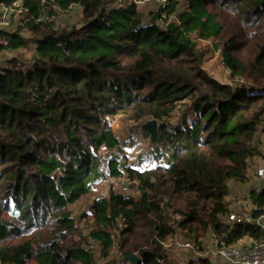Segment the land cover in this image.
I'll return each instance as SVG.
<instances>
[{"label": "trees", "instance_id": "16d2710c", "mask_svg": "<svg viewBox=\"0 0 264 264\" xmlns=\"http://www.w3.org/2000/svg\"><path fill=\"white\" fill-rule=\"evenodd\" d=\"M20 2L27 10L21 27H0L9 49L31 51L0 68L2 264H100L88 238L107 256L113 230L121 264H133L129 256L136 264H174L164 244L176 237L199 247L211 235L227 246L264 239L256 223L264 217V182L245 199L231 197L234 185L249 182L255 160H264V0H171L167 18L156 12L146 21L135 4L110 10L107 0L0 6ZM71 5L82 9L81 27L38 22ZM8 48L0 45V55ZM215 53L232 83L202 67ZM176 111L183 119L174 124ZM119 115L156 121L153 144L171 151L168 163L122 169L112 129ZM104 148L115 149L108 170ZM123 173L139 196L96 199V226L86 235V215L77 219L71 207L97 181ZM232 204L245 222H228Z\"/></svg>", "mask_w": 264, "mask_h": 264}, {"label": "rangeland", "instance_id": "374dc122", "mask_svg": "<svg viewBox=\"0 0 264 264\" xmlns=\"http://www.w3.org/2000/svg\"><path fill=\"white\" fill-rule=\"evenodd\" d=\"M116 1V2H115ZM118 0H107L106 7L108 9H113L117 7ZM160 6L156 2V0H145L142 4L138 5L139 11L143 14V18L145 21L149 18L150 14H155L159 10ZM0 9L3 10V6H0ZM1 15V14H0ZM173 17V16H172ZM2 20V16L0 17V21ZM20 17L14 16L9 17L10 24H12V28L8 27L10 31H17L19 27H21L19 23ZM57 27H81L82 26V9L76 7L72 12L66 13H58L57 14ZM177 21L175 18L171 20ZM161 27H166V24H162L158 22ZM162 24V25H161ZM21 34L24 37H30V34L21 30ZM203 47L211 49V42H203ZM33 49V46L32 48ZM31 51L28 50H18L14 51L11 49L5 50L3 54L0 55V68L4 67L6 61L11 59L14 56H20L21 59L27 60L30 58ZM202 67L205 71L217 79L218 81L230 84L232 83L230 78L229 71L224 67L222 58L219 53H215L211 57L205 59ZM182 113L180 111H176L172 118V123H179L182 121ZM147 120H142L140 122L132 121L128 116L119 115L114 119L112 123V129L116 137L120 140V146L118 147L119 156H116L117 163L121 164V168L132 167L139 171H144L147 169L155 168L159 164H167L170 160L171 151L166 150L156 151L153 139L147 135L144 130V125L147 123ZM115 150V149H114ZM113 149L104 148L101 151L102 154V169L108 170V164L111 158L114 156ZM263 150H264V140H263ZM259 161H263L261 158L255 160L254 165L251 167L250 174L257 169V172L261 166H258ZM258 166V167H257ZM121 193L127 196L138 197L139 192L136 188H133L129 179L125 173L121 177H110L107 176L106 179L102 181H97L94 185L93 191L83 197L80 201L75 203L71 208L73 215L79 219L80 216L86 215L80 224L82 231L88 235L91 232L92 228L96 226L95 216H93V211L91 206L96 199L107 197L110 193ZM245 202L242 204L244 205ZM114 246L108 251V255L104 256L103 247L99 243V241L95 239L88 238L89 247L93 250V253L97 260H99L100 264H121L120 263V254L118 252V235L115 230L112 231ZM186 239L183 237L180 238H171L165 244L164 247L169 255V259L174 264H187L189 253L185 250L178 251L175 249L174 245L176 243H182ZM191 242V241H190Z\"/></svg>", "mask_w": 264, "mask_h": 264}, {"label": "built area", "instance_id": "2783aa9c", "mask_svg": "<svg viewBox=\"0 0 264 264\" xmlns=\"http://www.w3.org/2000/svg\"><path fill=\"white\" fill-rule=\"evenodd\" d=\"M145 0H118L117 7H126L128 5L142 4ZM171 0H156L160 8L157 12H163L164 19L165 11L170 5ZM77 5H71L67 12H72ZM81 8V7H79ZM0 14L2 15V20L0 21V27L10 28L11 24L9 17L19 16L24 17L27 15V10L25 9L23 3H16L14 8L3 7V10L0 9ZM26 22L29 21L28 18L25 19ZM40 23H57L56 16L50 14L49 12L44 13L38 18ZM0 45L8 48L10 42L6 38H0ZM9 49V48H8ZM257 179L261 182H264V168H260L257 172ZM238 199V197H234ZM237 207L232 204L230 208V214L228 215V222H245L247 219L245 216L236 212ZM262 229H264V217L256 221ZM175 249L178 251L185 250L189 253V259H208L213 264H264V239L258 243H240L232 246H227L220 242L217 236L211 235L209 238L205 239L202 243V247L195 246L190 241H183L182 243H176L174 245ZM0 264L2 262L0 261Z\"/></svg>", "mask_w": 264, "mask_h": 264}, {"label": "crops", "instance_id": "0c3cea01", "mask_svg": "<svg viewBox=\"0 0 264 264\" xmlns=\"http://www.w3.org/2000/svg\"><path fill=\"white\" fill-rule=\"evenodd\" d=\"M258 166H261L264 168V162L259 161ZM257 166V167H258ZM258 169V168H257ZM257 169H255L249 176V182L246 184H239V185H234L233 186V191L231 197H240L242 199H245L249 196L250 194V189L252 188L255 183H260L257 179ZM236 206V205H235ZM244 243H249L250 241H243Z\"/></svg>", "mask_w": 264, "mask_h": 264}, {"label": "water", "instance_id": "95a60500", "mask_svg": "<svg viewBox=\"0 0 264 264\" xmlns=\"http://www.w3.org/2000/svg\"><path fill=\"white\" fill-rule=\"evenodd\" d=\"M144 130L150 133L153 140L157 139L158 129H157V122L156 121L147 122L144 125ZM128 259L133 264H136L138 262V257H136V256H129Z\"/></svg>", "mask_w": 264, "mask_h": 264}]
</instances>
